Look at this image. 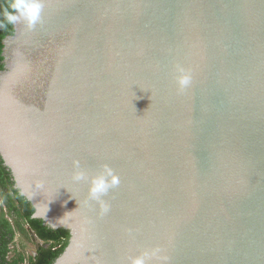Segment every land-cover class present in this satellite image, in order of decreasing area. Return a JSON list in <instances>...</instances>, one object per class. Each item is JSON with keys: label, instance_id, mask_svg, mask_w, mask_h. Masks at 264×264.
<instances>
[{"label": "water", "instance_id": "obj_1", "mask_svg": "<svg viewBox=\"0 0 264 264\" xmlns=\"http://www.w3.org/2000/svg\"><path fill=\"white\" fill-rule=\"evenodd\" d=\"M42 3L3 41L0 150L72 232L54 264H264V0ZM73 160L119 177L107 213Z\"/></svg>", "mask_w": 264, "mask_h": 264}, {"label": "trees", "instance_id": "obj_2", "mask_svg": "<svg viewBox=\"0 0 264 264\" xmlns=\"http://www.w3.org/2000/svg\"><path fill=\"white\" fill-rule=\"evenodd\" d=\"M10 0H0V13L9 6ZM15 33L14 25L0 28V70L4 69L3 41ZM0 190L5 205L8 208L9 218L2 217L0 222V264H54L63 254L70 240V233L65 229H52L44 224L42 219L34 218L33 204L14 188L10 172L0 156ZM12 192L10 195L9 192ZM10 218L14 220L12 223ZM26 225L32 233L49 247L44 246L26 258L25 254L15 251L14 244L17 232L28 235ZM28 262V263H27Z\"/></svg>", "mask_w": 264, "mask_h": 264}, {"label": "clouds", "instance_id": "obj_3", "mask_svg": "<svg viewBox=\"0 0 264 264\" xmlns=\"http://www.w3.org/2000/svg\"><path fill=\"white\" fill-rule=\"evenodd\" d=\"M42 9V0H10L9 6L0 13V28L23 22L31 30L41 21ZM175 71L177 90L183 92L191 85V72L181 65H177ZM73 168V180L86 182L88 184L89 198L100 203L102 214L107 213L109 211V205L102 198L111 189L118 187L120 183L119 177L107 164L102 166V171L92 176H89L82 169L79 160H73ZM50 224L55 227V223L50 222ZM159 251V249H155L151 255H156ZM149 255L150 253L145 252L142 255L131 257L130 264H146V257ZM160 259L166 260L167 257H160Z\"/></svg>", "mask_w": 264, "mask_h": 264}, {"label": "flooded vegetation", "instance_id": "obj_4", "mask_svg": "<svg viewBox=\"0 0 264 264\" xmlns=\"http://www.w3.org/2000/svg\"><path fill=\"white\" fill-rule=\"evenodd\" d=\"M0 156H1L2 159L4 160V165L6 166L7 170L10 172V175H11L12 181L14 182V188H15V189H19L20 192H21V194L23 195L22 187H21L20 184H19L18 176L16 175V173H15L13 167H12L11 165H9V164L5 161V159L3 158V154H2V152H1V150H0ZM9 194L11 195L12 192L10 191ZM0 200L3 202V207L5 206L4 208H1V206H0V222H1V219H2L3 216L6 217V218H9V216H8V208H7V206L5 205V201H4V199H3V196H2V192H1V190H0ZM35 212H36V211H35ZM43 221H44V220H43ZM11 222L13 223L14 221H11ZM44 224H45L46 226L52 228V229H55V230H57V229H65V228H55V227L51 226L50 224H48L46 221H44ZM26 229H27V232H31V233H32V231L29 229V226L26 225ZM65 230H67V231L70 233V239H71V237H72V232H71V230H68V229H65ZM34 236H35V235H34ZM35 237H36V236H35ZM36 238H37V237H36ZM37 239L41 242V244L37 245V249H36V252L34 253V255H37V252H38L43 246H44L45 248H47V247L50 246V244H47V245H46V244H45L43 241H41L39 238H37ZM69 241H70V240H69ZM65 250H66V249H65ZM27 263H28V262H27Z\"/></svg>", "mask_w": 264, "mask_h": 264}, {"label": "rangeland", "instance_id": "obj_5", "mask_svg": "<svg viewBox=\"0 0 264 264\" xmlns=\"http://www.w3.org/2000/svg\"><path fill=\"white\" fill-rule=\"evenodd\" d=\"M0 206L3 207V202L0 200ZM11 221H14L10 218ZM41 244V242L34 236L33 233L29 232L28 235L17 232L15 242L12 244L14 246L15 251L18 253L25 254L26 258L32 256L37 249V245Z\"/></svg>", "mask_w": 264, "mask_h": 264}]
</instances>
